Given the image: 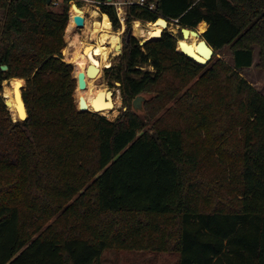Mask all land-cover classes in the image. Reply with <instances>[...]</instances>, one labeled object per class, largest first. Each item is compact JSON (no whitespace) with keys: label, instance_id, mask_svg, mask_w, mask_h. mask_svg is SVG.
Wrapping results in <instances>:
<instances>
[{"label":"trees","instance_id":"1","mask_svg":"<svg viewBox=\"0 0 264 264\" xmlns=\"http://www.w3.org/2000/svg\"><path fill=\"white\" fill-rule=\"evenodd\" d=\"M70 1L55 11L52 0H0V82L26 80L29 114L14 122L0 96V264H103L106 251L264 264V95L239 73L255 47L264 71V0L127 4V36L134 21L160 17L205 26L234 67L197 64L168 32L144 45L126 36L116 79L127 110L115 121L74 103V65L62 54ZM96 1L121 29L115 0ZM148 92L157 108L146 100L147 115L175 102L151 128L133 108Z\"/></svg>","mask_w":264,"mask_h":264},{"label":"rangeland","instance_id":"2","mask_svg":"<svg viewBox=\"0 0 264 264\" xmlns=\"http://www.w3.org/2000/svg\"><path fill=\"white\" fill-rule=\"evenodd\" d=\"M130 1H132V0H115V2H116L115 4L117 5V10H118V15H119V18L122 22V27H121V29L115 31L112 27V24H111V33L112 34H118L120 37V42L122 41L121 42L122 44H124V40L126 39V36H127V33H126V31H127V25H126L127 9L126 8H127V4ZM52 2H54V5L52 6L53 10H55V11H61L62 10L63 0H52ZM73 3H76L77 5L80 4V8L85 10V13H86L85 17H86V15L88 16L89 22L87 23L88 25L86 24L85 28L77 29V30L73 29L70 33L68 30H69V25L72 21V13L71 12H72L73 8L71 6ZM120 9L123 10V12L121 14L119 11ZM100 14H101V12L99 11V6L97 3H95L94 0H71L70 1L69 24L67 26V29L65 31V36H64V40L66 42V47L64 49L68 50L69 55L66 56L65 55L66 51H65V54L63 55V57H64V61L70 62L74 65L73 77L75 79L77 77L76 73H77L78 69H77L76 64L73 63L69 59H70V57L73 56V52L77 50V48L80 44V41H83V42L88 41L87 45L89 43L96 44L99 42V40L97 39L96 36L91 35L92 37H89V33L91 32L92 28L97 24V21H99ZM2 18H3V14L0 11V28L2 26ZM140 23L145 30L148 29L147 25L149 23H143L141 21H140ZM134 26H135V21L132 23V30H131L132 35L135 36L136 38H138L139 41L146 40L145 36H140V35H137L135 33ZM180 27H182L180 24H178L176 21H172V22H170V24H169L168 28L165 30V32L170 33L171 35H173L175 37V39L177 41H179V40H182V35H181L180 29H179ZM202 29H203L202 31L200 30L201 33H203L206 30V27L203 26ZM73 33H74V35H73ZM69 35H70V39H73L74 36H75V38L73 40H68ZM157 39L158 38H156L155 40H157ZM68 41H70V42H68ZM178 49L179 48L177 46L176 50H178ZM120 54L121 53L117 49V47L113 48L112 53L109 54V56L106 58V61L110 62L111 66L103 68L100 75H98L96 78L91 79V80H93L92 89L104 88L107 91L112 90L115 92V96H114L115 109L112 111V113L110 115H104V114L100 113V114L106 116L111 121H115L117 118H119V116L122 114V112L125 110V108H127L126 103H125L126 100L124 99L123 94H122V90L120 88L121 85L119 86L117 84L119 81L116 79V66L119 64L118 56ZM211 61L213 64L217 63L218 61H221L228 66L234 67L233 55H232L231 48L229 46H227L221 50L216 51ZM258 63H259V48L255 47L254 48V64H253V66L250 68L242 69L239 71V73L254 88H256L260 93H262L264 95V71L262 69H260L259 67H257ZM108 68H111V69L108 70ZM142 69L144 71L154 72V70L151 66H145ZM203 72L198 73L194 77L192 82L183 91V93L187 89L192 87L197 81H200ZM14 79H21V78H10V79H6V80L0 82V96H2L3 98L7 97L6 96V87L10 86L9 81H12ZM23 80H25V79H23ZM25 82H26V80H25ZM79 90L80 89H78V86H77V88L74 92V95H73L74 103H75L77 109H79L78 101H77L79 96H80ZM143 95L146 96L147 101H149L151 104V107L153 109H156L157 108V99H156L157 95L154 92L144 93ZM174 103L175 102H170L169 104L165 105L163 107L164 110L162 109L163 111L161 110L158 113H156L155 115H151V114L147 115L145 104H144V112L141 113V116H142V118H144L146 120L150 119L149 120V126H147V128H151L152 124L156 120L161 118V115L165 112V110L167 108H168V110H169V108H173ZM91 112H92V110H91ZM11 113H12L11 116H12L13 120H17V116L14 117V115H13L14 113L12 111H11ZM170 119L172 121H174L173 116ZM57 217H58V214L55 215L52 219L48 220L45 223V225L43 226V228L38 232V234L41 232L42 233L45 232L47 227ZM135 257L133 255L129 254L128 252L106 251L104 256H103V264H174V262H175V258L170 257L167 254L158 255L157 257H154L153 255H147L146 257L145 256L141 257V260H140V258H135Z\"/></svg>","mask_w":264,"mask_h":264},{"label":"water","instance_id":"3","mask_svg":"<svg viewBox=\"0 0 264 264\" xmlns=\"http://www.w3.org/2000/svg\"><path fill=\"white\" fill-rule=\"evenodd\" d=\"M108 3H113V0H107ZM51 2V0H49V3ZM74 10L79 11L80 7L76 4L73 3L71 6ZM74 22L75 25L77 26L78 29H82L85 28L86 26V17L81 15V14H76L74 16ZM178 22V21H176ZM158 24L159 26L162 27V29H159L157 31H155V34H157V38H161L163 36V33L165 32V30L168 28L170 22L165 18V17H160L157 21L153 22ZM180 32L182 35V40L178 41V51L187 56L189 59L193 60L194 62H196L197 64L201 65V66H206L213 58L214 54H215V50L208 44L207 40L203 37V33H199L196 29H192L189 27H180ZM132 35V31L129 32L127 38L128 40L130 39ZM196 37L199 39V42L197 43L196 46V51L193 49L192 44H186L183 40L189 38V37ZM151 40H144L141 41L140 44L144 45L147 42H149ZM90 46H87L85 49H87ZM117 49L120 51V53H122V48H123V44L120 43L119 45L116 46ZM66 49L62 50V54H65ZM86 51V50H85ZM2 70L3 71H7L8 70V66L7 65H3L2 66ZM98 70L97 68L93 67V65H89L87 68V71H80L78 76L76 77L77 79V86L80 89H85L87 88V81H86V75L90 76V77H94L98 74ZM15 86H14V99L17 102V114H18V119L14 120L15 122L17 121H26L29 117L28 114V109L23 97V89L26 87V82L23 79H15ZM119 86L121 85V83H117ZM106 93V99H100L101 95L103 94V92H99L98 95L94 98L93 100V105L95 107H98L99 109H103L106 108L108 106L110 107H114L115 103H113L114 101V96H115V92L112 90H108ZM4 104L6 106V108L10 111L9 106L11 104L10 99H8L7 97H4ZM147 100L146 96L144 95H139L137 96L134 101H133V108L136 112H143L144 111V107L143 104L144 102ZM78 107L79 110L81 112H87V111H91L88 110L87 108V104L86 101L83 97V95H80V97L78 98ZM125 110H127V108H125ZM93 112V111H92ZM10 114L12 115L11 111Z\"/></svg>","mask_w":264,"mask_h":264},{"label":"bare ground","instance_id":"4","mask_svg":"<svg viewBox=\"0 0 264 264\" xmlns=\"http://www.w3.org/2000/svg\"><path fill=\"white\" fill-rule=\"evenodd\" d=\"M119 11H120V14L123 12V10H121V9ZM71 13H72V21H71V23L69 25V30H68L70 33H71V31L73 29H75V30L78 29L77 26L75 25V22H74V16L76 14H81V15L84 16L85 15V10L82 9V8H80L79 11L72 9ZM99 25L100 24L98 23V25H96L95 30L92 31L93 32L92 36H96L99 28H101L103 30V35L101 36L99 42L96 43V44L89 43L87 45L88 41H86V42L81 41L79 46H78V48H77V50L73 52V56L70 57L69 60H71L77 66L78 71L76 73V76H78L80 71L86 72L88 66L91 65V64L93 65V67L97 68V70L99 72H98V74L96 76L90 77V76L86 75L85 78H86V81H87V88H85V89L78 88V89H80L79 93H80V95H83V97H84V99L86 101L88 110L90 109V110H92L93 112H96V113H102L104 115H110L112 113V111L115 109V106L114 107L108 106L106 108L99 109L98 107H95L93 105V100L98 95L99 92H103V94L101 95L100 99H103V98L106 99V93L105 92H107V90L104 89V88L92 89L93 80H91V79L92 78H96L98 75H100L103 68L111 66V63L107 62L106 58L109 56V54L112 53L113 48H115L117 45H119L122 41L120 42V37H119L118 34H112L111 33V21L109 20V18H106V20H105L104 24L102 25V27H99ZM147 28L148 29L145 30L143 28V26L141 25L140 21H135V26H134L135 33L137 35H140V36H145L146 40L156 39L157 38V34H155V31H157L159 29H162V27L159 26L156 23H149L147 25ZM196 30L199 33H201V31L203 29L201 28V29L198 30V28H197ZM73 35H74V33H73ZM74 38H75V36H74ZM73 39H70V35H69L68 40H73ZM183 41L186 44H192L193 49L196 51V46H197V43L199 42L198 38L191 36V37H189V38H187V39H185ZM68 42H70V41H68ZM87 46H90V47L85 49ZM65 55L66 56L69 55L68 50H66V54ZM15 82H16L15 79L12 80V81H9L10 86L6 87V96L11 101V104L9 106V109H11L10 111H12L14 113L13 114L14 117L17 116V119H18V114H17V109H16L17 102L14 99ZM113 103H115V101H113Z\"/></svg>","mask_w":264,"mask_h":264},{"label":"crops","instance_id":"5","mask_svg":"<svg viewBox=\"0 0 264 264\" xmlns=\"http://www.w3.org/2000/svg\"><path fill=\"white\" fill-rule=\"evenodd\" d=\"M86 14V13H85ZM85 16V15H84ZM106 18H108V16L107 15H105V14H100V19H99V21H97V24L96 25H98V23L101 25H99V27H102V25L104 24V22H105V20H106ZM101 20V21H100ZM89 22V18H88V16L86 15V23H88ZM203 23V22H202ZM204 23H206V22H204ZM207 24V23H206ZM96 25L92 28L93 30H91V32L89 33V37H92L91 35H92V31H94L95 30V28H96ZM208 26V25H207ZM103 35V30L101 29V28H99V30H98V32H97V34H96V37H97V39L98 40H100V38H101V36ZM81 42V41H80Z\"/></svg>","mask_w":264,"mask_h":264},{"label":"built area","instance_id":"6","mask_svg":"<svg viewBox=\"0 0 264 264\" xmlns=\"http://www.w3.org/2000/svg\"><path fill=\"white\" fill-rule=\"evenodd\" d=\"M94 1H95V3L98 4V2L96 0H94ZM132 3H137V4H140L141 6H147L148 5L147 0H132L128 4H132ZM53 5H54V2H53ZM149 8L154 9V5H149Z\"/></svg>","mask_w":264,"mask_h":264}]
</instances>
